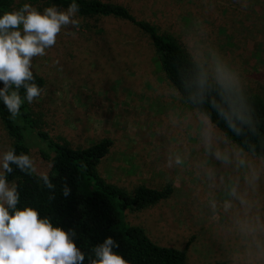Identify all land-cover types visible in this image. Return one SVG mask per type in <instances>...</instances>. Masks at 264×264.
<instances>
[{
	"label": "rangeland",
	"instance_id": "obj_1",
	"mask_svg": "<svg viewBox=\"0 0 264 264\" xmlns=\"http://www.w3.org/2000/svg\"><path fill=\"white\" fill-rule=\"evenodd\" d=\"M103 1L158 25L197 62L210 60L211 45L239 72L245 92L264 98V0ZM29 4L41 12L50 7ZM75 18L78 26L62 28L56 44L32 61V71L45 79L41 95L29 103L37 121L27 131L36 173H49L51 159L43 151L53 154L38 129L72 147L109 137L113 144L98 166L104 178L129 192L140 185L173 187L154 206L127 209L126 221L159 245L186 248L189 264H264V252L238 233L233 214L210 210L209 193L221 201L223 192L209 189L191 164L166 166L172 151L187 148L193 162L204 153L195 135L196 109L166 76L151 39L118 17ZM11 144L0 118V156ZM212 163L220 175H234Z\"/></svg>",
	"mask_w": 264,
	"mask_h": 264
},
{
	"label": "clouds",
	"instance_id": "obj_2",
	"mask_svg": "<svg viewBox=\"0 0 264 264\" xmlns=\"http://www.w3.org/2000/svg\"><path fill=\"white\" fill-rule=\"evenodd\" d=\"M78 11L76 3L67 10L50 6L42 12L25 3L0 14V100L12 119L20 115L24 99L32 103L41 95L42 89L34 82L33 58L46 55L62 28L78 26ZM209 56L210 60L196 63L189 79L182 80L185 98L196 109L195 135L204 158L190 161V152L185 148L170 152L166 166L182 168L191 164L196 177L209 189L219 188L224 194L221 201L209 193L208 206L213 215H217L218 208L232 213L238 233L264 252V123L255 116L239 72L211 45ZM21 88L26 91L24 98L19 94ZM177 122L173 120V124ZM181 123L186 127L188 121ZM212 162L234 175H220ZM11 165L27 174L37 171L28 154L10 149L0 156V264H84L85 253L73 239L75 229L54 225L32 206L17 207V185L9 184L5 175L13 171ZM40 179L54 192L55 185L46 173H40ZM62 194H70L66 183ZM116 247L118 243L107 237L92 248L88 264H129L113 251Z\"/></svg>",
	"mask_w": 264,
	"mask_h": 264
},
{
	"label": "trees",
	"instance_id": "obj_3",
	"mask_svg": "<svg viewBox=\"0 0 264 264\" xmlns=\"http://www.w3.org/2000/svg\"><path fill=\"white\" fill-rule=\"evenodd\" d=\"M41 3L67 9L72 3L79 6L81 16H114L126 20L147 35L159 56L163 71L173 85L186 99L182 80L191 77L197 61L193 60L184 47L169 33L162 32L158 25L139 19L126 5L103 0H0V14L17 10L25 3ZM34 82L42 89L45 79L35 73ZM3 83L0 82V88ZM22 98L25 89H19ZM254 106L255 116L264 123V98L248 94ZM0 118L12 138L11 150L16 154L25 153L31 157V146L27 131L37 128L30 104L24 99L20 115L16 119L0 100ZM39 137L53 151L52 155L43 151L51 159V170L47 173L55 185L49 190L35 173L27 174L15 165L13 171L5 173L8 182H15L19 192L18 208L32 206L41 217H48L54 225L65 230L75 229L73 237L77 246L85 253V262L92 255V248L111 236L119 245L113 249L124 256L129 264H189L187 249L163 246L155 243L140 225L126 221L125 211L140 210L154 206L169 198L173 187L169 184L161 189L146 185L138 186L134 192L108 181L98 170L102 159L109 153L113 141L105 137L87 147H72L67 142L55 140L47 131L38 129ZM9 149V150H10ZM70 194H62L64 184ZM54 195L55 199L50 197Z\"/></svg>",
	"mask_w": 264,
	"mask_h": 264
}]
</instances>
